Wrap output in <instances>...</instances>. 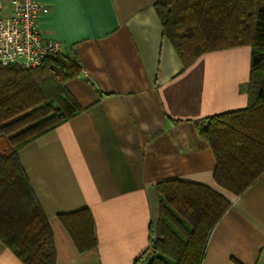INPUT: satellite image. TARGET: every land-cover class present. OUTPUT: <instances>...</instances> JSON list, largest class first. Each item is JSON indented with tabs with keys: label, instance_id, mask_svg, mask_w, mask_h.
Wrapping results in <instances>:
<instances>
[{
	"label": "crops",
	"instance_id": "obj_1",
	"mask_svg": "<svg viewBox=\"0 0 264 264\" xmlns=\"http://www.w3.org/2000/svg\"><path fill=\"white\" fill-rule=\"evenodd\" d=\"M40 1L50 7L41 35L61 41L81 67L65 82L81 110L18 151L53 234L55 264H140L159 223L157 184L170 180L230 203L200 264H264V173L239 195L222 188L199 133L206 117L247 106L250 46L207 51L184 67L157 0ZM85 209L96 245L81 251L59 216ZM0 264L24 263L0 241Z\"/></svg>",
	"mask_w": 264,
	"mask_h": 264
},
{
	"label": "trees",
	"instance_id": "obj_2",
	"mask_svg": "<svg viewBox=\"0 0 264 264\" xmlns=\"http://www.w3.org/2000/svg\"><path fill=\"white\" fill-rule=\"evenodd\" d=\"M155 10L184 67L207 51L251 48L247 106L206 117L199 131L216 160L214 182L239 195L264 173V0H157ZM80 70L65 53L29 70L0 64V241L24 264H55V248L18 151L81 110L65 86ZM157 194L156 236L137 262L200 264L229 201L178 180L158 183ZM59 218L79 250L96 245L88 210Z\"/></svg>",
	"mask_w": 264,
	"mask_h": 264
},
{
	"label": "built area",
	"instance_id": "obj_3",
	"mask_svg": "<svg viewBox=\"0 0 264 264\" xmlns=\"http://www.w3.org/2000/svg\"><path fill=\"white\" fill-rule=\"evenodd\" d=\"M8 12L0 15V64L34 69L51 55L64 52L61 41L44 38L39 19L50 12L40 0H0Z\"/></svg>",
	"mask_w": 264,
	"mask_h": 264
},
{
	"label": "water",
	"instance_id": "obj_4",
	"mask_svg": "<svg viewBox=\"0 0 264 264\" xmlns=\"http://www.w3.org/2000/svg\"><path fill=\"white\" fill-rule=\"evenodd\" d=\"M144 264H148V262L144 263Z\"/></svg>",
	"mask_w": 264,
	"mask_h": 264
}]
</instances>
